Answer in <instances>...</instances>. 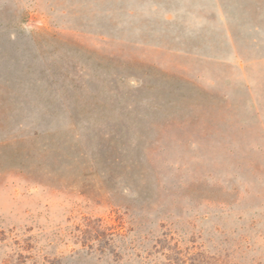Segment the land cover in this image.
Listing matches in <instances>:
<instances>
[{
  "label": "rangeland",
  "instance_id": "obj_1",
  "mask_svg": "<svg viewBox=\"0 0 264 264\" xmlns=\"http://www.w3.org/2000/svg\"><path fill=\"white\" fill-rule=\"evenodd\" d=\"M0 264H264V0H0Z\"/></svg>",
  "mask_w": 264,
  "mask_h": 264
},
{
  "label": "trees",
  "instance_id": "obj_2",
  "mask_svg": "<svg viewBox=\"0 0 264 264\" xmlns=\"http://www.w3.org/2000/svg\"><path fill=\"white\" fill-rule=\"evenodd\" d=\"M113 253H114V251L112 249H110V251L109 250L107 251V255H112Z\"/></svg>",
  "mask_w": 264,
  "mask_h": 264
}]
</instances>
